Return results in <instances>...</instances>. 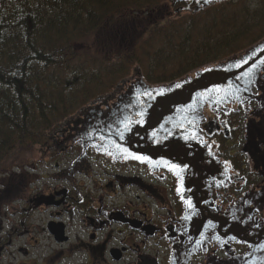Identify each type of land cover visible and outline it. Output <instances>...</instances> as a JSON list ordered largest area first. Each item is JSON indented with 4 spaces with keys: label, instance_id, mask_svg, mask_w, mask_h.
Wrapping results in <instances>:
<instances>
[{
    "label": "flooded vegetation",
    "instance_id": "obj_1",
    "mask_svg": "<svg viewBox=\"0 0 264 264\" xmlns=\"http://www.w3.org/2000/svg\"><path fill=\"white\" fill-rule=\"evenodd\" d=\"M261 80L248 99L225 103L215 113L204 109V140L230 178L217 181L212 189L198 191L191 184L187 238L181 222L183 182L161 165L113 161L93 147L80 158L78 129L73 141L66 138L68 133L49 139L54 149L49 146V151L62 158L68 150H77L74 159L60 181H50L52 186L40 181L16 215L55 208L45 230L63 246L60 253L65 257L70 251L80 252L81 261L75 264H264V77ZM93 165L102 167L105 176L94 178ZM35 182L0 181V195L12 193L15 201ZM233 208L241 233L228 235L220 227L221 235L212 232L217 228L207 216L222 217ZM3 215L0 211V244L27 237L24 219L5 229ZM55 230L62 241L55 240ZM194 231L200 235L195 237ZM17 250L29 255L26 248Z\"/></svg>",
    "mask_w": 264,
    "mask_h": 264
},
{
    "label": "trees",
    "instance_id": "obj_2",
    "mask_svg": "<svg viewBox=\"0 0 264 264\" xmlns=\"http://www.w3.org/2000/svg\"><path fill=\"white\" fill-rule=\"evenodd\" d=\"M168 1L174 14L167 13ZM182 5L0 0V161L16 146L40 144L71 111L125 76L128 66L142 68L148 83L170 82L264 36V0H227L196 13ZM142 18L149 24L139 27ZM131 32L127 51L116 48L105 58L92 53L100 38L114 45L112 39Z\"/></svg>",
    "mask_w": 264,
    "mask_h": 264
},
{
    "label": "water",
    "instance_id": "obj_3",
    "mask_svg": "<svg viewBox=\"0 0 264 264\" xmlns=\"http://www.w3.org/2000/svg\"><path fill=\"white\" fill-rule=\"evenodd\" d=\"M186 1L189 3L191 0ZM221 1L225 0H195L193 7L187 5L190 10L199 11ZM261 49H264V38L239 56L206 67L214 69L212 72H204L205 68L199 69L194 72L193 76H184L167 84L151 86L147 83L146 85L142 79H138L114 104L109 106L104 103L105 111H102L101 104L92 103L87 109L80 112L85 118L75 120L76 126L81 124L78 138L83 147L82 154L88 147H93L98 153L110 156L113 161H138L122 154L114 146L115 143H119L132 153L149 157L151 163H146L150 167L161 165V167L169 170L163 164L157 165V162L168 161L183 168L179 176L176 171H169L176 177L177 181L183 182L184 192L180 193L184 206L181 222L182 234L187 238L189 225L188 218L185 219V217H188L189 207L185 201L190 200L191 184L199 191L200 188H208V186L212 189L216 186L217 181H229L230 178V174L226 173L220 158L215 156L211 151V146L206 144L204 140L202 133V124L205 121L204 107L208 106L209 110L215 113L225 103H230L238 98L248 99L252 88H259L258 84L262 82L261 78L264 77V63H262L264 55L261 54ZM249 56H252V60L247 67L250 68L255 63L256 68L253 69L250 77L242 76L240 80H236V76L241 75V72L229 66ZM226 68L227 71H225ZM177 83H181L183 86L177 89L175 87ZM217 85L222 89H228V85H232V88L228 89V95H225L224 92L216 94L205 91L207 88ZM160 89L165 90V96L150 98L141 95L145 91L153 92V90L159 91ZM199 93H204V96H199ZM141 108L146 113L144 125H134L132 132L127 133L121 140L116 134L119 122L125 117L136 118V112ZM160 125H164V128L160 129ZM154 129L159 133L157 137L159 143H154L150 136ZM169 132L171 133L170 136L168 135ZM190 135H193L194 138L186 140L185 137ZM101 137L104 139L101 140ZM109 152L111 155L108 154ZM190 201L192 202V200ZM194 202L197 204L199 198L195 197ZM202 202L207 203V199H202ZM236 216L233 208L230 212L223 214L222 217H214L213 215L207 217L210 219V225L217 228L215 231L212 230L215 234L221 235L220 227L226 234L236 235L241 233L239 224L236 222ZM249 225L252 226V223ZM242 226H245V223ZM52 233L55 235L56 241L63 240L60 231L55 230ZM193 234L195 237L200 235L195 231Z\"/></svg>",
    "mask_w": 264,
    "mask_h": 264
},
{
    "label": "rangeland",
    "instance_id": "obj_4",
    "mask_svg": "<svg viewBox=\"0 0 264 264\" xmlns=\"http://www.w3.org/2000/svg\"><path fill=\"white\" fill-rule=\"evenodd\" d=\"M167 5L169 7L167 8V13L170 12V14H174V7H172L170 1H168ZM181 7H183V5ZM158 15L159 14L156 16ZM154 18H152L151 21H154ZM145 24H149V21L146 18H142L137 23L139 27L144 26ZM108 31L110 30L108 29ZM134 34L135 33L131 32L125 34L123 36L124 38L115 37L112 39L116 40L114 45L105 37H102L100 38L97 48H94L92 53L95 54L96 52L98 56L105 58L108 55L112 56V53L116 48L121 52H125L129 49L131 38ZM87 44L92 46L93 38H90ZM246 49L247 48L242 49L218 62L239 56L242 52L246 51ZM94 56L96 55H90L89 57ZM218 62L209 65H215ZM204 67L206 66L201 68ZM141 71H143V69L137 67L136 64L128 66L126 70L127 74L125 76L114 81L111 86L106 84L105 88L109 89L100 92L98 96L88 102L89 104L87 103L82 107L80 106L77 110L74 109L71 111L70 114L58 123L53 130L47 132L48 136H46L40 144L35 145L28 150H25L27 148L23 150L19 146H16L0 161V181H37L35 182V186L32 187L27 184V189L23 192L22 198L15 201L12 199V193H7L4 197H1L0 195V211L1 214H4L2 217V223L4 224L5 229L9 228L15 221L17 222L19 219H24V228L29 231L27 237H16L11 240V243H8V241L5 240V242L0 244L2 247L0 250V264H75L81 261L80 252L76 250L68 252L66 257L65 255H62L60 251L63 249V246L55 242L45 230L47 220H49L50 216L54 214L55 208L34 209L30 212H26L29 211V208H27L24 211L26 213H19V215H16V210L20 207H25L24 199L33 195L32 191H35L40 187V181H43L47 186H52L54 184L50 181H60L61 176H65L66 170L70 167L72 159H74L77 150H68L62 158L49 151V146H51V149L53 148L51 142H48L49 139H52V137L53 139H57V137L68 133L66 138H71L73 141L75 131H77L75 130V120L78 118H85L80 112L87 109V106L92 103L101 104L102 111H105L106 107L104 106V103H107L109 106L114 104L119 97L128 91L129 87L135 84L138 79L141 80L143 78ZM192 73L193 71L188 74ZM143 79L142 81L146 84ZM24 145L26 146L25 143ZM53 150L54 149H52V151ZM90 171L97 173V176L94 178L105 176V174H103V168L100 166L93 165ZM89 177L93 178V175H90ZM75 231L76 229H73L72 236H74ZM32 239L34 240L32 241ZM29 242L32 243L31 247ZM19 247L26 248L29 251V255H25L18 251L17 249Z\"/></svg>",
    "mask_w": 264,
    "mask_h": 264
},
{
    "label": "snow or ice",
    "instance_id": "obj_5",
    "mask_svg": "<svg viewBox=\"0 0 264 264\" xmlns=\"http://www.w3.org/2000/svg\"><path fill=\"white\" fill-rule=\"evenodd\" d=\"M260 51H261V54L264 55V49H261ZM253 55H255V53H253ZM251 60H252V56H249L248 58L240 59L236 63H234V64L229 66L231 68H235V69L240 70L241 75H237L236 76V80H240L242 76H244V77H250L251 76L253 69L256 68V64L255 63H253L250 68L247 67ZM262 63H264V61H262ZM227 70L228 69L226 68L225 71H227ZM212 71H214V69H212V68H205L204 69V72H212ZM182 86L183 85L181 83H177L175 85V87L177 89H180ZM231 88H232V85H228V89H231ZM228 89H222L220 86L217 85V86H213L211 88H207L205 91L207 93H216V94H220L221 92H224L225 95H228L229 94L228 93ZM141 95L142 96H147V97H150V98H155L157 96L163 97V96H165V90L164 89H160L159 91L153 90V92L145 91ZM198 95L203 97L204 93H199ZM209 98H211V97H209ZM188 107L190 108L191 106H188ZM145 115H146L145 111L143 110V108H141L139 111L136 112V118L125 117L123 120H121L119 122V124H118V126L116 128L117 136L121 140H123L127 133H131L132 132L134 125L143 126L144 123H145ZM189 123H191V121H189ZM163 128H164V125H160V129H163ZM158 134H159L158 131L155 130V129L150 133V136L153 139L154 143H159V140L157 139ZM168 135L170 136L171 133L169 132ZM192 138H194L193 135L185 137L186 140L187 139H192ZM103 139H104V137H101V140H103ZM114 146L122 154H124L126 157L130 156V157H132V158H134V159H136L138 161L151 163L149 157L144 156V155H139V154H136V153H132L127 148L123 147L119 143H115ZM108 154L111 155V152H109ZM159 164H163L165 167L169 168V170L176 171V174L178 176H179L180 172L183 171V168H181L180 166H178V165H176L174 163H170L168 161L157 162V165H159ZM184 167L186 168L187 166L185 165ZM180 190L181 189H179V188L177 189L178 192ZM185 202H186V204H187V206L189 208H192V203H191L190 200H187ZM187 218L188 217H185V219H187Z\"/></svg>",
    "mask_w": 264,
    "mask_h": 264
}]
</instances>
